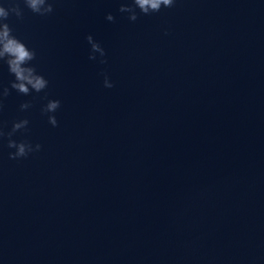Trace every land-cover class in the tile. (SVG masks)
<instances>
[{"label":"water","instance_id":"water-1","mask_svg":"<svg viewBox=\"0 0 264 264\" xmlns=\"http://www.w3.org/2000/svg\"><path fill=\"white\" fill-rule=\"evenodd\" d=\"M50 2L6 21L48 86L0 61V128L41 145L0 138V264H264V0Z\"/></svg>","mask_w":264,"mask_h":264},{"label":"clouds","instance_id":"clouds-1","mask_svg":"<svg viewBox=\"0 0 264 264\" xmlns=\"http://www.w3.org/2000/svg\"><path fill=\"white\" fill-rule=\"evenodd\" d=\"M7 7L0 4V61L7 64L8 71L14 76V81L10 83V87L20 94L28 95L30 91L41 92L48 86V81L41 75L37 74L35 67L30 65L36 57L35 51L29 49L23 42L17 39L12 34V28L6 22L10 16H15L17 19H23L24 9L21 3L34 14L46 16L53 12V5L50 0H6ZM175 0H130V3H122L118 9L121 13H128L130 21H136L138 18L137 9L140 14L148 15L156 13L162 7H173ZM108 21H114L112 14L105 17ZM167 34V33H166ZM90 45L91 52L90 60H95V53H99L100 57H104V49L93 40L91 35L86 37ZM100 63L106 61L101 59ZM103 85L106 88H112L114 85L109 81L107 75L103 80ZM9 95L8 88H3L2 96ZM29 103L20 105L21 110L29 108ZM60 107V101L49 100L47 104L41 109L42 113H54ZM29 121L22 119L13 122L11 131L5 133L0 128V138L7 137V147L15 149L14 152H9V159L16 160L26 158L30 153L39 151L40 144H31L27 140L19 142L11 139L13 134L19 130L27 131ZM48 123L53 127L57 126V120L54 115H48Z\"/></svg>","mask_w":264,"mask_h":264}]
</instances>
